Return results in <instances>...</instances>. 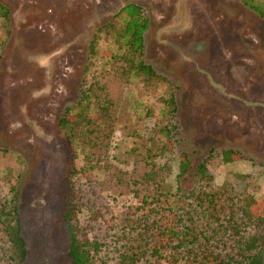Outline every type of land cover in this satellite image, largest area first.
I'll list each match as a JSON object with an SVG mask.
<instances>
[{"label":"rangeland","instance_id":"374dc122","mask_svg":"<svg viewBox=\"0 0 264 264\" xmlns=\"http://www.w3.org/2000/svg\"><path fill=\"white\" fill-rule=\"evenodd\" d=\"M129 3L150 16L146 61L178 86L180 148L192 161L213 148L238 151L243 159L231 163L213 155L214 184L259 199L248 206L250 214L264 209V21L239 0H0L10 17L0 59V187L9 199L8 181L21 177V210L31 234L27 264L63 255L69 179L82 156L67 142L59 117L77 99L82 80L98 72L100 58L90 63L88 57L93 34ZM98 48L102 56L103 39ZM164 88L130 85L117 100L110 172L133 169L128 153L145 125L156 122ZM133 98L143 102L142 112H133ZM169 160L175 188L179 160ZM117 185L109 176L102 193L115 213L125 199Z\"/></svg>","mask_w":264,"mask_h":264},{"label":"trees","instance_id":"16d2710c","mask_svg":"<svg viewBox=\"0 0 264 264\" xmlns=\"http://www.w3.org/2000/svg\"><path fill=\"white\" fill-rule=\"evenodd\" d=\"M239 1L264 21V0ZM9 25V10L0 4V59ZM149 26L147 9L129 3L101 25L89 43L90 63L100 58L98 72L90 81L82 80L77 99L58 121L71 148L82 156V164L72 166L69 179V201L62 216L63 255L50 264H264V209L257 215L248 211L259 199L216 186L209 168L213 155L226 163L243 158L232 148L220 152L213 148L207 157L192 161L189 152L180 148L184 137L178 86L146 61ZM101 39L107 49L99 56ZM160 83L165 88L158 118L145 125L140 143L128 153L133 169L110 172L107 159L117 100L130 85L148 88ZM132 100L133 112H142L143 102ZM149 111L139 117L144 119ZM172 155L179 160L175 188L169 182ZM109 176L125 197L119 213L102 195ZM20 178L17 174L8 181L9 199L0 187V264H27L30 255Z\"/></svg>","mask_w":264,"mask_h":264}]
</instances>
